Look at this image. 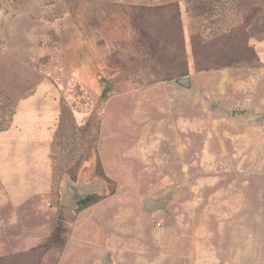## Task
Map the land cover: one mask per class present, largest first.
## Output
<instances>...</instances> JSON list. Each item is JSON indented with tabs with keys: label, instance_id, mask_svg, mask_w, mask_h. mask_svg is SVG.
<instances>
[{
	"label": "rangeland",
	"instance_id": "374dc122",
	"mask_svg": "<svg viewBox=\"0 0 264 264\" xmlns=\"http://www.w3.org/2000/svg\"><path fill=\"white\" fill-rule=\"evenodd\" d=\"M167 5L181 12L194 76L196 53L233 65L199 76L197 97L173 84L169 51L153 54L157 36L168 39L157 31L172 15L154 10ZM261 39L264 0H0V128L12 127L0 131V264H105L109 254L108 264H264V187L247 189L254 215L247 228L236 234L229 224L219 234L210 204L178 208L196 198L197 181L174 186L151 177L154 167L164 168L162 180L169 176L167 124L183 133L184 111L191 123L207 109L219 113L197 102L202 91L226 103L245 93L239 83H254L246 77L262 72L253 48ZM41 85L29 105L40 122H14L18 102ZM254 96L249 106L264 110ZM46 112L55 115L47 126ZM245 124L220 131L249 135ZM250 139L260 144L264 130ZM68 181L91 188L94 199L64 207ZM172 190L181 196L167 211H145L148 198Z\"/></svg>",
	"mask_w": 264,
	"mask_h": 264
},
{
	"label": "crops",
	"instance_id": "0c3cea01",
	"mask_svg": "<svg viewBox=\"0 0 264 264\" xmlns=\"http://www.w3.org/2000/svg\"><path fill=\"white\" fill-rule=\"evenodd\" d=\"M253 48L262 66L261 74L250 72V75L246 77L253 78L255 81L251 82L254 83H250L248 86L245 85L246 83H239L237 87L242 86L245 93L235 94L232 99L228 100L229 102L222 103V101L217 100L220 101L222 105L221 110L212 109V104L216 101L210 99L211 97L208 96V94H206V97L203 99H198L197 102L203 101L206 107L210 106L213 111L219 113H208V109L205 113L203 112L205 110L201 109L203 113L198 116V121H196L199 123H191L192 120L188 119L190 116H187L184 111L182 115L184 120L182 128L185 129V132L183 133L180 132L178 126H171L172 129H170L167 124V129L172 136V143L174 145L173 150L175 153L173 157H171L173 160L169 159L167 164L169 176H165L164 180H162V175L159 174V170H164L163 167H161V169L154 167L151 173V177L154 181H174V186L179 185L178 183H181V181L184 185H187L186 182L188 181H197L195 183L198 188L196 198L190 199V201H186L182 204L180 202V207L178 208L181 212L186 209L195 210L193 205H188L191 202L197 203V205L207 203L205 207L210 204L207 213H210V216L212 215L216 220L213 227L219 234L223 233L225 231L224 228L229 224L236 234H239L242 230L247 228L249 219L254 217L252 211H250L251 207L248 204L252 201V195L247 193V189L251 185L259 188L257 190H262L264 187V158L261 157L264 155V140L259 144L252 142L250 139L254 129L264 130V110L258 106L257 108L255 106H249V103H251L250 98L255 97V94H258L261 100H264V40L255 41ZM191 66L192 65H190L189 68L192 76L190 75L188 77L192 79L195 86V81L197 78L199 80V76L218 72L203 71L198 72L196 76H194ZM223 71L230 72V70H222L221 72L225 73ZM199 87L202 88V86ZM44 88L45 85H41L30 98H25L18 102V111L14 115V122L19 117H22L24 120L32 119V122H40L36 119L41 115H39L40 110H35L37 108L30 107L29 105L31 103H34V105L37 103L39 96H42L44 92ZM200 88L198 89L200 90ZM205 89L207 88L205 87ZM207 91L209 92L208 89ZM187 93L183 95L189 96ZM194 96L197 97V95ZM179 100L180 99H177L178 102ZM180 101L185 102L186 100L183 99ZM194 103H196L195 100ZM230 104L231 106H229ZM225 105L228 108H226ZM257 109L259 112H257ZM27 113H30L29 116H27ZM214 114H223L225 118L223 120L216 119ZM44 115L47 118V120L46 118L44 119L45 122L43 124H45V126L51 124L55 119V115L49 114L48 112ZM240 122L246 123L245 125L250 128L249 130L251 132L249 135L246 133L240 135L220 131L222 124L231 126ZM42 126V124H38V134L41 133ZM9 129L5 132L9 131ZM180 139L182 140L181 142ZM229 144L234 146L235 152L231 151ZM163 150H165V148ZM190 151H195L197 154L193 162H189L187 158H185L186 156L188 157L187 154H189ZM257 154L260 155L256 156ZM231 155H235L236 158H233ZM171 161L175 162V164L172 165ZM193 170L197 174L196 177L192 179L191 173ZM226 175L228 176L226 177ZM212 188L214 191L211 190ZM179 193L175 194L173 203L178 201L179 196H181ZM262 208H264V206H262ZM243 219L244 221H242ZM200 225H202V223H200Z\"/></svg>",
	"mask_w": 264,
	"mask_h": 264
},
{
	"label": "trees",
	"instance_id": "16d2710c",
	"mask_svg": "<svg viewBox=\"0 0 264 264\" xmlns=\"http://www.w3.org/2000/svg\"><path fill=\"white\" fill-rule=\"evenodd\" d=\"M178 8L175 5H167L164 7H160L155 9L154 11H158L159 13H163L165 11H170L172 15L168 17L169 21H167V24H164V26L161 29H158L157 32L159 34L168 32L169 36L168 39H163L162 35L157 36L156 43L153 45L152 49H154V53H162L165 54L167 51L170 52V65H174L175 67L170 68L173 72L171 73L172 77L171 79H179L183 77H188L191 75L190 69L188 68V61H187V55L185 50V41H184V34L181 30V12L176 9ZM145 36L144 38H146ZM264 40V39H261ZM254 55L256 56V53L254 51ZM153 57V56H152ZM202 57L199 56L198 53H196L195 58V66L197 72H203V71H212L219 69V67H233V65L229 66H222L219 64V62L214 63L213 60L210 61L209 58L213 57H207L206 59H201ZM159 61V59H158ZM213 62V63H212ZM177 66V67H176ZM219 66V67H217ZM168 75V74H167ZM168 79H164V81H167ZM163 81V80H158ZM10 126L1 127L0 131H6L8 130ZM95 195H89L87 198L82 200L80 203L85 204L89 203L94 199ZM79 203V204H80Z\"/></svg>",
	"mask_w": 264,
	"mask_h": 264
},
{
	"label": "water",
	"instance_id": "95a60500",
	"mask_svg": "<svg viewBox=\"0 0 264 264\" xmlns=\"http://www.w3.org/2000/svg\"><path fill=\"white\" fill-rule=\"evenodd\" d=\"M174 85L179 89L191 93L193 95H199V89L194 85L190 77H183L173 81ZM203 97H206V92L202 91ZM212 109L221 110L222 105L220 101H216L212 104ZM93 193V190L89 187L82 185L81 183L74 184L70 181L66 182L63 186L62 201L61 204L67 208H75L78 204ZM175 192L174 190L165 193L162 196L148 198L144 203V209L146 212L159 213L169 209L174 202ZM112 263L111 255H107L104 263Z\"/></svg>",
	"mask_w": 264,
	"mask_h": 264
}]
</instances>
